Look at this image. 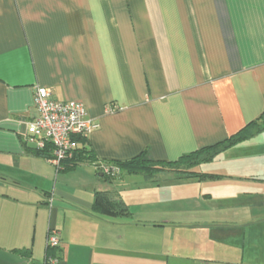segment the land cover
Here are the masks:
<instances>
[{
	"label": "crops",
	"instance_id": "1",
	"mask_svg": "<svg viewBox=\"0 0 264 264\" xmlns=\"http://www.w3.org/2000/svg\"><path fill=\"white\" fill-rule=\"evenodd\" d=\"M38 87L86 105L98 159L144 152L152 169L58 172L26 139ZM262 114L264 0H0V264L42 263L50 228L58 264H264V129L211 161L171 164ZM70 173L92 189L59 184ZM208 180L225 190L190 196ZM98 191L126 213L96 211ZM216 194L222 214L177 213Z\"/></svg>",
	"mask_w": 264,
	"mask_h": 264
},
{
	"label": "built area",
	"instance_id": "2",
	"mask_svg": "<svg viewBox=\"0 0 264 264\" xmlns=\"http://www.w3.org/2000/svg\"><path fill=\"white\" fill-rule=\"evenodd\" d=\"M35 113L32 118V131L27 135L28 143L38 150L48 145L52 148L51 163L57 170L78 147L75 136H89L99 122L88 116L86 105L77 100H60L47 87H38L34 97ZM117 107H109L107 112H115ZM103 171L117 174L120 170L116 166H103ZM47 249L58 248L61 244V235L58 229L50 228L47 233ZM59 258L47 255L40 264H58Z\"/></svg>",
	"mask_w": 264,
	"mask_h": 264
},
{
	"label": "trees",
	"instance_id": "3",
	"mask_svg": "<svg viewBox=\"0 0 264 264\" xmlns=\"http://www.w3.org/2000/svg\"><path fill=\"white\" fill-rule=\"evenodd\" d=\"M264 117V114H262L261 118ZM254 127V128H252ZM264 129V122L258 124L257 121L251 122L235 134L227 137L226 139L212 145L208 146L205 148H202L196 152H192L188 155H184L180 157V159L177 162L171 163L172 165H188V166H194V165H199L202 162L206 161H211L215 158V156L224 148L229 147L230 145H233L249 136H252L254 133L261 131ZM89 136H84V135H79L75 136V140L77 142L82 143L81 147H77V149L73 152V154L68 157L63 164L65 163L66 167L63 168V164L61 169L57 170L60 172L62 169L69 170L73 167H75L78 164L81 163H90L93 164L99 172H101L104 176L110 178V179H115L119 177L122 173V171H127L130 173H139V172H145L146 169L151 168L152 165H150L149 161L146 160V155L143 152L142 154L132 158L129 161H107V160H100L98 159L92 150H89L85 144L88 142ZM36 154L38 155H43L48 157L49 159L53 156L52 154V148L50 145H48L45 149L43 150H36ZM170 164V162H169ZM116 166L119 168V172L117 174L112 175L111 173H106L103 171V166ZM165 165V164H163ZM185 173H190L192 172H185ZM195 174V173H194ZM207 176H213V175H208ZM119 202L115 201L112 199L111 194L108 192H101L98 191L95 193V200L93 203V207L96 211L100 210L103 212H106L108 214H118V213H126V209H122L120 211H117L116 209L119 206ZM47 255H54L52 253V249L47 250Z\"/></svg>",
	"mask_w": 264,
	"mask_h": 264
},
{
	"label": "rangeland",
	"instance_id": "4",
	"mask_svg": "<svg viewBox=\"0 0 264 264\" xmlns=\"http://www.w3.org/2000/svg\"><path fill=\"white\" fill-rule=\"evenodd\" d=\"M226 163H227V160H225L223 158L222 159L217 158L215 160V162L212 163L211 166L218 168V167L225 166ZM61 174H64V173H61ZM63 178H65V180ZM207 182H209V183H207V184H209V187H206L203 184H201L197 188H196V185L191 187V189H189L190 196L196 195V194H201L203 191L206 190V188L207 189H222V191L225 190V186L223 187V184L219 183V181L208 180ZM61 183H63L62 185L68 184L75 191L78 189H80V190L82 189L85 193L87 192L88 186H89L90 190L93 187L92 183L87 186V184L84 181H81L79 175L72 174V173H70V175H61L59 184H61ZM225 183H228V182H225ZM233 185L228 184V186H227L228 191H234ZM196 196H198V195H196ZM233 196H234V194H233ZM219 199L220 198L217 197V194H216L211 199H206V197L204 195H199V198L193 199L192 204H187L186 201L179 200V202L177 203V206H176L177 207V213H186L190 210L191 207H193L194 212L198 215H201V216H196V218L200 219V220L205 217L203 215L210 214L209 213L210 209H212L211 214L219 215V214H222V213H220V209L214 210V208H217L219 206V204H218Z\"/></svg>",
	"mask_w": 264,
	"mask_h": 264
}]
</instances>
